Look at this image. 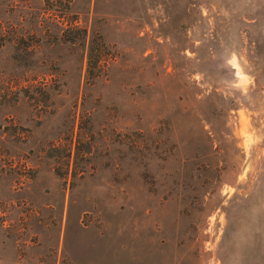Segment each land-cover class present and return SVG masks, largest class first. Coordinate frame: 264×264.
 <instances>
[{"label":"rangeland","instance_id":"obj_1","mask_svg":"<svg viewBox=\"0 0 264 264\" xmlns=\"http://www.w3.org/2000/svg\"><path fill=\"white\" fill-rule=\"evenodd\" d=\"M0 264H243L264 230V0H0Z\"/></svg>","mask_w":264,"mask_h":264},{"label":"crops","instance_id":"obj_2","mask_svg":"<svg viewBox=\"0 0 264 264\" xmlns=\"http://www.w3.org/2000/svg\"><path fill=\"white\" fill-rule=\"evenodd\" d=\"M243 264H264V230H259L257 260L255 261L254 255L250 254Z\"/></svg>","mask_w":264,"mask_h":264},{"label":"trees","instance_id":"obj_3","mask_svg":"<svg viewBox=\"0 0 264 264\" xmlns=\"http://www.w3.org/2000/svg\"><path fill=\"white\" fill-rule=\"evenodd\" d=\"M8 36L6 31L4 30L3 26L0 24V47L3 45L4 42L8 41Z\"/></svg>","mask_w":264,"mask_h":264}]
</instances>
